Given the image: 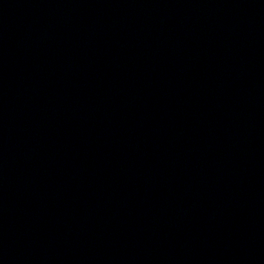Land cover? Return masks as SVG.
I'll use <instances>...</instances> for the list:
<instances>
[{
    "label": "water",
    "instance_id": "water-1",
    "mask_svg": "<svg viewBox=\"0 0 264 264\" xmlns=\"http://www.w3.org/2000/svg\"><path fill=\"white\" fill-rule=\"evenodd\" d=\"M0 264H264V0H0Z\"/></svg>",
    "mask_w": 264,
    "mask_h": 264
}]
</instances>
